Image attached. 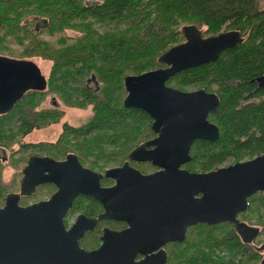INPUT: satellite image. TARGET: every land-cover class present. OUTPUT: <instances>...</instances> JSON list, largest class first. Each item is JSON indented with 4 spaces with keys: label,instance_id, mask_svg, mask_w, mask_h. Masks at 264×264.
Listing matches in <instances>:
<instances>
[{
    "label": "trees",
    "instance_id": "trees-1",
    "mask_svg": "<svg viewBox=\"0 0 264 264\" xmlns=\"http://www.w3.org/2000/svg\"><path fill=\"white\" fill-rule=\"evenodd\" d=\"M37 28L50 36L66 29L80 35L50 43L39 37ZM188 31L195 37L199 32L201 37L235 32L241 41L223 51L216 62L180 71L166 84L180 90L216 92L210 86L218 87L219 80L222 82V134L216 142L222 143L221 154L231 153L235 146L263 141L264 103L238 109L237 102L240 94L252 89L248 76L264 71V0H0V55L16 59L38 55L52 62L45 91L24 94L8 112L0 114V149L5 152L17 145L16 134L22 136L62 120V110L32 111L33 100L50 93L64 105L89 108L92 114L78 127L63 122L56 142L42 144L45 151L56 157L73 153L85 166L98 171L120 165L127 153L151 134L147 114L123 106V78L165 66L161 56L185 42ZM25 43L29 50L23 49ZM11 45L22 49L14 50ZM86 77L89 79L83 81ZM89 80H94V88L88 87ZM68 135H74L77 142L71 144ZM202 146L197 141L190 151L194 163L205 161L198 169L213 165V157L223 159L213 148L208 150L209 158L203 159ZM2 160L0 169L9 167L17 171L15 178L19 177L22 164ZM0 183L1 206L8 191ZM11 185L12 191L18 190V180ZM52 190L50 185H43L30 200L39 201L37 197ZM26 202V198L21 200ZM225 225L213 227L222 229ZM201 226L206 227H196ZM216 247L240 254L246 245L223 233L207 244L210 252ZM214 262L206 251L190 256L185 264ZM218 264L240 263L231 259Z\"/></svg>",
    "mask_w": 264,
    "mask_h": 264
},
{
    "label": "water",
    "instance_id": "water-1",
    "mask_svg": "<svg viewBox=\"0 0 264 264\" xmlns=\"http://www.w3.org/2000/svg\"><path fill=\"white\" fill-rule=\"evenodd\" d=\"M238 42L235 32L211 37H201L199 32L195 37L188 31L185 42L161 56L165 66L123 78V106L148 114L151 130L157 134L133 148L128 160L150 162L161 171L142 175L126 161L99 173L82 167L75 154L62 161L30 157L19 192L6 194L0 208V264H164L165 251H154L167 242L183 241L189 226L225 221L234 225L243 242L250 243L256 228L244 238L243 224L233 216L250 193L264 194V154L219 171L181 170L190 160L194 141L217 138V128L207 114L217 109L219 100L204 89L180 91L166 85L176 73L214 62ZM43 88L46 81L33 61L0 55V114L8 112L28 89ZM102 178L113 179L115 185L102 188ZM40 183H52L57 190L48 199L20 206V197L31 195ZM80 194L100 202L104 211L96 219L80 215L66 230L64 215ZM121 196L128 198L126 209ZM104 218L119 219L128 227L105 229L96 250L80 249L77 239ZM262 249L264 253V242ZM138 254L144 257L136 262Z\"/></svg>",
    "mask_w": 264,
    "mask_h": 264
},
{
    "label": "flooded vegetation",
    "instance_id": "flooded-vegetation-1",
    "mask_svg": "<svg viewBox=\"0 0 264 264\" xmlns=\"http://www.w3.org/2000/svg\"><path fill=\"white\" fill-rule=\"evenodd\" d=\"M223 55H224V53H220L218 58L220 56H223ZM218 58L214 62H216L218 60ZM33 64H35L39 68V66L34 61H33ZM39 70L41 72V76H43L45 81H46V78H45V76L42 73L40 68H39ZM248 78H249L248 81L252 83V89L248 93L246 92V93L240 94L238 102H237L238 103V106H237L238 109H242L248 105H250V106L251 105H260L261 103H264V71L261 72L260 74H257V73L250 74L248 76ZM218 83L219 84H218V87L216 89V92H208L204 89L208 93H214L219 100V105H218L217 109L215 111H210L207 114V120L217 128L218 136L213 141L196 140L192 143L190 150H189V154H190L191 148L193 147L195 142L201 141L202 145H203L202 146L203 147L202 148L203 149V153H202L203 159L209 158L208 155H209L210 151H208V150L210 148H213L215 154H221V144L222 143H219V144H217V143H218L219 138L221 137V134H222L221 125H220V114H219L220 105H221V98H220L221 93L219 92V90H221L223 87H221L222 82H220V80ZM46 85H47V82H46ZM45 89L46 88H43V90H41L39 92H44ZM200 89H203V88H200ZM33 91H35V90L28 89L26 91V93L33 92ZM180 91H182V90H180ZM51 105L55 107L53 102L51 103ZM147 116H148V114H147ZM148 118L150 119L149 126L151 129L152 119L149 116H148ZM60 131H61V125H60ZM36 133H38V130L32 129L30 132L23 135L24 137L21 136V137H23V140H21L19 144L15 145L14 148L12 147V149L7 150L8 156L2 157L3 158L2 162L11 163L10 160H11L12 156L18 155V157L15 159L17 161L16 164H22L21 168L18 170L19 177H17L15 179V180H18V190L17 191H11L9 193H16V192L18 193L19 192L21 179H22V170L27 165V161L30 157H32V156L44 157L45 156V157L52 158L54 161H62L65 159V156L67 154H73V153L67 152L62 157H56L54 155H46L45 154V152H46L45 146L42 144L46 143L47 141H41L40 139L35 140V137L37 135H34V134H36ZM70 136H73V135H70ZM156 136H157V134L153 133V131L151 130L150 136L148 138L144 139L141 143L152 140ZM256 137H258V136H256ZM243 140L244 139H242V141ZM141 143H139V144H141ZM204 143H209V144L216 143V144L214 146H211V145L206 146V145H204ZM138 145H136V146H138ZM152 148L153 147H149V150H151ZM130 151L127 153L126 159L120 165L110 167V168H119L126 161H128L129 166L133 169L138 170L142 175H150V174H153V173H156V172H159L162 170V168H160L158 166H154L150 162L129 161L128 160V154L130 153ZM263 154H264V140L261 142H255V143L251 142L248 146H239V147L235 146V149L233 151H231V153L221 154V155H223V157H222L223 159L218 160V159H216V157H213L214 158V164L208 165V166L205 165L206 170L205 169H198L197 171L190 170L191 165L194 163V159H192V157H190V160L188 162L181 165L180 169L181 170H187L188 172H193V173H206V172H210V171H219V170L225 169L227 167L233 166V165L238 164V163H244V162L251 161V160H253V159H255V158H257ZM229 158H232V159L229 160ZM13 163L14 162H12L11 164H13ZM80 164L82 165V167L90 169L88 166H85L82 162H80ZM201 165H202L201 160H199L198 166H201ZM110 168H106V169H110ZM106 169H104V170H106ZM90 170H92L94 172H99V173L104 172V170H102V171L93 170V169H90ZM13 178H14V176H13ZM46 184L50 185L53 189L52 192L46 198V199H48L49 196L57 190V187L55 185H53L52 183H40V185L35 187V190L37 188L43 186V185H46ZM114 185H115V181L113 179L102 178L100 180V186L102 188H109V187H112ZM121 185H125V184H121ZM35 190H34V192H35ZM34 192L29 196H21L20 200H19V205L20 206H27V205L33 204L35 202H38V201H31L30 200V198L34 194ZM5 196H4V198H5ZM4 198H3V203L0 206V208L3 207V205H4ZM23 198L27 199V202L24 204L21 203V200ZM41 200H45V199H41ZM41 200H39V201H41ZM127 200H128L127 196H121L120 202L122 204H124V206L122 207L123 209H126V201ZM77 206L79 207L78 209H77ZM238 208L239 209L234 213L233 218L243 224V227L245 229L243 231L244 232L243 233L244 238H247V236L252 233V231H253L252 228H256L255 238L250 243L243 242L242 237L235 230L234 225L232 223L225 221V222L217 223V224H222V225L226 224L225 227H227L228 230H226L224 233L234 235V237H236L239 242H242L246 245V247L243 248L244 253L236 254V257L244 259V261H246V264H247V262H249V264H261L262 258L264 256L263 249H262V245L264 242V223L260 222V221H264V194H263V192L261 190L253 191L252 193H250L248 196H246L244 198V201L240 203ZM103 211H104V208L100 202H98L97 200H95L91 197L80 194V195H77L73 199L71 207L67 210V212L64 215L63 223H64L66 230H67L76 221L78 216L82 215L87 219H96L100 216V214L103 213ZM228 223H229V225H228ZM217 224H215V225H217ZM198 225H204L206 227H210V226L213 227L214 226V225H207V224H197V225L189 226L186 229V237L183 241H181V242H167L163 246H161L159 249L154 251V252H157L160 249H163L165 251L166 256H167V261L164 264H170V263L173 264L174 252L178 251L181 246H184V249H186L185 246H188V244H189L190 233H191V231H195L196 226H198ZM126 227H128V225L124 221H121L119 219H114V218H104V219H101L99 221V224L97 226H95L93 229H86L82 233V235L77 239V242L79 244L80 249L87 251V252L93 251V250H96L102 244V241L100 238H101L103 231L105 229H109L112 231H121V230L125 229ZM208 251L210 254H213V257L215 258V260L217 262V263L216 262H214V263L218 264L220 262V256L222 254V253H220V247L214 248L211 252L209 249H208ZM143 257L144 256L142 254H138L135 257V261L138 262ZM171 259H172V262H170Z\"/></svg>",
    "mask_w": 264,
    "mask_h": 264
},
{
    "label": "rangeland",
    "instance_id": "rangeland-1",
    "mask_svg": "<svg viewBox=\"0 0 264 264\" xmlns=\"http://www.w3.org/2000/svg\"><path fill=\"white\" fill-rule=\"evenodd\" d=\"M42 30L43 29H41V28H37V33L39 34V37L43 38L44 40L49 41L50 43L57 41L61 37L65 38L66 40H69L71 38H74V37L80 35L73 30L66 29L59 34H55L53 36H50V35H48L47 32L45 33ZM27 46H28V43H25L23 49L29 50V48ZM11 48L14 50H19V49L21 50L22 46L11 45ZM28 60L34 61L39 66V68L41 69L46 80H48L50 69L52 66V62L50 60L44 59L38 55L30 57ZM87 79H89V77H86L85 79H83V81H87ZM89 82L90 83H87L88 87L94 88L96 85L94 83V80H92V81L89 80ZM210 87L214 88V90L217 89V86H214V87L210 86ZM178 90H180V89H178ZM182 91H193V90H182ZM125 96H126V94H125ZM52 102L55 105V107L51 105ZM33 103H34V106L32 109L33 112H46V111H55V110H62L63 111L62 120L60 122L50 123L46 126L37 128L38 133L34 134V135H37L35 137V140L40 139L41 141H47L46 143H53L54 144L56 142L57 137L60 134L59 132H61L60 131V125L63 122L67 121L68 123L73 124L76 127H78V126H81L83 124V122H86L90 118V115L92 114V112L89 110V108L78 109V108L68 107V106L64 105L60 101V99H58V97H56L55 95L50 94V93H45L41 100H37V101L33 100ZM23 137H21L20 134H16L14 139L19 144L20 141L23 140ZM68 137H69V139H71L70 140L71 144H75L77 142L75 139L73 140L74 135L73 136L68 135ZM45 154L46 155H52L50 152H45ZM0 156L1 157L8 156V151L3 152L2 149H0ZM17 157H18V155L17 156L13 155L10 162L11 163L14 162L16 164L17 161L15 159ZM231 159L232 158H229V160H231ZM198 160H201V159H198ZM197 162L198 161L193 163L191 165L190 169H193V171H197V169L199 168ZM204 162L205 161L201 160L202 164ZM19 168H21V166ZM195 168H197V169H195ZM16 172L17 171L12 170L9 167H3L0 169V181L3 183V185H5L8 192L12 191V189H13V186L11 184H13L14 180L16 179L15 178ZM13 176H14V178H13ZM50 193L48 192L45 195H41V196L37 197V199H46ZM260 222L264 223V221H260ZM222 227H221L222 229H218L215 227H213V228L203 227V226L196 227L195 231H191V233H190V240H189L188 246H185L186 249H184V246H181L178 251L174 252L173 264H185L187 259L190 258V256L191 257H198V255L201 254L202 252L208 251L207 244H208L209 240L211 238L212 239L216 238V236H221L226 230H228L227 227H225V226H222ZM209 237H211V238L209 239ZM220 253H222V254L220 256V262L219 263H221L222 260L227 261V260L232 259V260H238L240 264H246V261H244V259L236 257V254L232 253L229 250H226V249L221 250L220 249ZM178 256H182V257L179 258ZM211 257L216 262L215 258L213 257V254H211ZM170 262H172V259ZM247 264H249V262H247Z\"/></svg>",
    "mask_w": 264,
    "mask_h": 264
},
{
    "label": "bare ground",
    "instance_id": "bare-ground-1",
    "mask_svg": "<svg viewBox=\"0 0 264 264\" xmlns=\"http://www.w3.org/2000/svg\"><path fill=\"white\" fill-rule=\"evenodd\" d=\"M241 41V40H240Z\"/></svg>",
    "mask_w": 264,
    "mask_h": 264
}]
</instances>
